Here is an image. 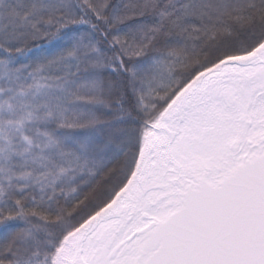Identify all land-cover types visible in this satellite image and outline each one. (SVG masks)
<instances>
[{
  "label": "snow or ice",
  "instance_id": "obj_1",
  "mask_svg": "<svg viewBox=\"0 0 264 264\" xmlns=\"http://www.w3.org/2000/svg\"><path fill=\"white\" fill-rule=\"evenodd\" d=\"M0 264H264V0H0Z\"/></svg>",
  "mask_w": 264,
  "mask_h": 264
}]
</instances>
